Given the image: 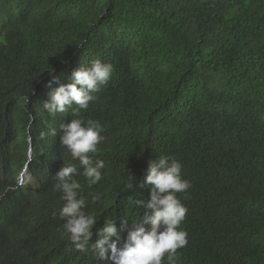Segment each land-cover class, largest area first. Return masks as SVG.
Masks as SVG:
<instances>
[{"label": "trees", "instance_id": "obj_1", "mask_svg": "<svg viewBox=\"0 0 264 264\" xmlns=\"http://www.w3.org/2000/svg\"><path fill=\"white\" fill-rule=\"evenodd\" d=\"M94 59L115 71L81 113L105 137L90 154L104 178L76 177L93 240L106 219L143 217L133 201L167 154L191 182L178 264H264V0H0V264H111L64 232L53 175L79 168L59 140L71 110L43 109L53 75L67 83Z\"/></svg>", "mask_w": 264, "mask_h": 264}, {"label": "clouds", "instance_id": "obj_2", "mask_svg": "<svg viewBox=\"0 0 264 264\" xmlns=\"http://www.w3.org/2000/svg\"><path fill=\"white\" fill-rule=\"evenodd\" d=\"M114 71L111 62L94 59L90 66L73 69L67 76V83H60L59 77L53 75L48 84L51 90L43 109L51 117L71 110L70 122L59 125V140L70 152L72 160L79 163V168L70 163L63 164L53 175L54 191L61 193L63 201L59 217L64 221V232L75 250L82 253L92 248L111 264H178V250L188 244V234L181 228L188 209L177 194L183 193L184 199H188L191 182L182 176V163L171 155L159 154L156 160L149 161L144 183L151 185L150 198L133 201L135 207L146 209L143 217L130 224L128 219H121L119 227L116 219H106L103 226L96 229L93 240L97 217L85 212L88 200L81 194L82 184L76 177L82 176L89 185H96L104 178L105 161L94 159L90 154L99 151L98 145L105 137L101 134V123L85 120L81 113L99 99L97 94L110 81ZM53 83H59V86L53 88ZM49 134L57 136V128H51ZM41 140L43 138L38 142L42 144ZM25 157L18 184L23 183L22 170L26 172L31 161L30 145ZM133 181L128 184V189L133 187ZM123 231L127 236L122 246H118Z\"/></svg>", "mask_w": 264, "mask_h": 264}, {"label": "rangeland", "instance_id": "obj_3", "mask_svg": "<svg viewBox=\"0 0 264 264\" xmlns=\"http://www.w3.org/2000/svg\"><path fill=\"white\" fill-rule=\"evenodd\" d=\"M22 176H23V182H25L29 179V176L26 174L24 169L22 170Z\"/></svg>", "mask_w": 264, "mask_h": 264}]
</instances>
